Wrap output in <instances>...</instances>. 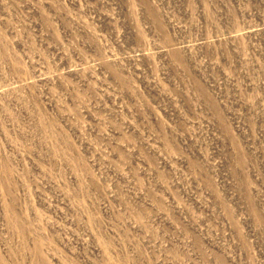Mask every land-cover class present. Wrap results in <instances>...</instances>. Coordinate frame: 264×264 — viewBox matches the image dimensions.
I'll return each mask as SVG.
<instances>
[{"label": "rangeland", "instance_id": "374dc122", "mask_svg": "<svg viewBox=\"0 0 264 264\" xmlns=\"http://www.w3.org/2000/svg\"><path fill=\"white\" fill-rule=\"evenodd\" d=\"M0 264H264V0H0Z\"/></svg>", "mask_w": 264, "mask_h": 264}]
</instances>
